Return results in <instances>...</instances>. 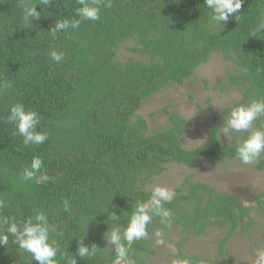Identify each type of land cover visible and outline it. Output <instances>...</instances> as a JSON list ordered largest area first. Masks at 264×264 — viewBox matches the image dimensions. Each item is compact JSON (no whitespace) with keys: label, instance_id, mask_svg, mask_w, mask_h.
<instances>
[{"label":"trees","instance_id":"1","mask_svg":"<svg viewBox=\"0 0 264 264\" xmlns=\"http://www.w3.org/2000/svg\"><path fill=\"white\" fill-rule=\"evenodd\" d=\"M18 2L0 0V82L12 84L0 94V200L6 204L0 214L17 221L46 214L56 229L50 238L61 250L58 264H66L61 254H74L85 232L83 243L99 250L94 257H76L77 264H112L114 252L105 243L106 235L103 239L110 212L126 225L132 203L148 199L147 186L168 165L195 170L200 158L213 164L238 161L235 139L229 147L221 146L223 122L209 127L204 141L188 151L182 141L189 128L185 118L165 108L167 125L147 135V122L137 113L145 100L165 87L182 86L214 55L234 67L214 89L224 94L238 90L241 101L235 106L264 98V38L250 36L264 14V0H244L236 13L240 18L230 17L222 30L210 23L204 0H112L110 9L101 8L98 21H83L77 30L59 33L55 40L48 32L55 20L79 19L76 0H53L47 8L37 5L42 14L27 28ZM127 42L133 44L128 51L140 60H116ZM51 49L65 53L59 65L50 60ZM16 102L38 112L37 131L48 133L45 143L25 146L22 137L13 135L14 126L6 117ZM223 114L228 116L229 110ZM261 126L264 118L254 124ZM34 156L42 158V171L53 180L38 185L20 178ZM256 168L264 171V155ZM175 192L165 205L173 213L172 227L165 228L154 218L148 226L150 238L131 244L130 259L136 264L151 260L155 253L150 243L157 229L163 233L177 229L191 238L214 227L226 230L217 247L219 261L204 262L235 264L226 257L225 244L237 231L249 230L252 210L264 217V192L254 197V209L190 179ZM64 200L69 202L67 211ZM12 239L9 236V244L0 245V264H36ZM184 257L192 264L201 262L186 256L179 244L174 259Z\"/></svg>","mask_w":264,"mask_h":264},{"label":"clouds","instance_id":"2","mask_svg":"<svg viewBox=\"0 0 264 264\" xmlns=\"http://www.w3.org/2000/svg\"><path fill=\"white\" fill-rule=\"evenodd\" d=\"M53 0H19L20 17L23 25L27 28L32 26L33 20H38L42 12L36 11L37 5L47 8L52 5ZM80 5L76 9V16L79 19L55 20L53 26L48 30L53 40L58 38L59 33H67L69 30H77L83 21H98L100 19L101 8L112 7V0H76ZM244 0H204L207 9L210 10V23L218 26L221 30L229 21V18L238 20L240 14H236L242 7ZM43 11V10H42ZM235 14V15H234ZM260 35L264 38V14L257 18L256 24L250 31L251 37ZM50 60L59 65L65 58V53L59 49H51L48 52ZM10 81L0 82V94L11 88ZM264 118V98L252 100L246 104H238L232 107L227 118H224V126L220 129L221 136L228 137L233 133L245 132L247 136L238 144L235 149V159L243 165H251L257 162L264 155V126L254 128V123ZM6 122L14 126L13 135L22 137L25 146L41 145L48 140V133L37 131L40 123V115L35 110H26L24 105L16 102L9 109ZM44 161L42 158L34 156L30 164L23 168L21 179L23 181L34 180L36 184H46L53 180L46 172L42 171ZM54 182V181H53ZM176 195L175 190L161 185H154L147 200H136L131 205L130 215L127 217L126 225H121V216L116 212H110L105 224L109 225L105 243L111 246L114 252L112 264H133L129 256L130 246L134 241L146 240L150 238L148 226L154 218L159 219V223L165 228H171L173 224V213L170 208L165 207L170 204ZM65 211L69 208L68 200L63 201ZM6 204L0 200V210ZM116 211H120L117 209ZM56 229L49 224L48 217L42 212L36 213L21 221L15 217L0 214V245L9 244V236H12V243L16 244L20 250L29 253L36 264H58L57 256L61 253L59 246L54 239L50 238V233ZM85 234L77 242L74 254L67 251L61 254L66 264H77L76 257L81 259L94 257L99 248L92 244L85 245L83 240ZM152 235L156 238L159 246L164 243L162 229L155 230ZM169 248L174 245L169 243ZM172 264H192L187 258H177ZM200 264H205L201 261ZM252 264H264V248L255 250Z\"/></svg>","mask_w":264,"mask_h":264},{"label":"rangeland","instance_id":"3","mask_svg":"<svg viewBox=\"0 0 264 264\" xmlns=\"http://www.w3.org/2000/svg\"><path fill=\"white\" fill-rule=\"evenodd\" d=\"M132 46L131 42L121 45L116 60L120 63L130 58L140 60L128 51ZM233 70L231 63H226L220 56L214 55L182 86L165 87L145 100L137 115L147 122V135L167 125V115L163 113L166 108L169 113L182 116L189 122V128L182 138L184 149L190 151L197 148L204 141L206 130L209 127H218L227 118L223 112L230 111L241 101L238 90H230L224 94L214 89L217 82ZM245 135V132H240L223 137L219 132V140L222 147H229L235 139L238 146ZM199 162L200 167L195 170L175 164L168 165L163 174L147 186L146 191L151 192L154 185L176 191L182 188L186 179H190L193 183L208 185L214 194L235 197L242 206L254 209V197L264 192V171L257 170V162L243 165L238 161L224 159L216 160L213 164L208 158H200ZM249 217L252 220L249 230L243 234L237 231L225 244L226 257L233 259L235 264H252L255 250L264 248V217L255 210L250 212ZM225 236L226 230L214 227H209L200 237L191 238H186L177 229H171L164 233V243L159 246L153 236L150 249L155 254L146 264H172L179 244L183 246V253L188 257L217 262V247ZM184 238L186 242L183 241ZM169 243L174 248H169ZM133 264L136 263L133 261Z\"/></svg>","mask_w":264,"mask_h":264}]
</instances>
